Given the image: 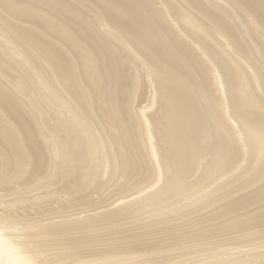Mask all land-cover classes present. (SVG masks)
I'll return each instance as SVG.
<instances>
[{"label":"bare ground","instance_id":"obj_1","mask_svg":"<svg viewBox=\"0 0 264 264\" xmlns=\"http://www.w3.org/2000/svg\"><path fill=\"white\" fill-rule=\"evenodd\" d=\"M261 178L264 0H0V264H264Z\"/></svg>","mask_w":264,"mask_h":264},{"label":"rangeland","instance_id":"obj_2","mask_svg":"<svg viewBox=\"0 0 264 264\" xmlns=\"http://www.w3.org/2000/svg\"><path fill=\"white\" fill-rule=\"evenodd\" d=\"M15 21H16V20H15ZM17 22H18V20H17ZM20 22H21V21H19V23H20ZM22 23H25V22H21L20 24H22ZM26 23H27V22H26ZM26 23H25V24H26ZM29 24H30V23H27L26 25L23 24V25H24V26H28V27L33 25V24H30V25H29ZM32 27H33V28H32ZM32 27H30V28H32L33 30H36V31H38V32L40 31V30L37 28V26H34V25H33ZM262 178H263V177H262ZM262 178H261L258 182H256L257 184H256V183L254 184L255 186H254V185H251V186H249L250 188H249V187L246 188V191H245V190H241L242 192L239 191L238 194L241 193V194H239V195H242V194H245V193H247V192L253 190V188H255V187L258 186L261 182H263L264 179H262ZM259 182H260V183H259ZM258 183H259V184H258ZM251 188H252V189H251ZM244 189H245V188H244ZM243 191H245V192H243ZM238 194L236 193V195H238ZM93 195H94V196H93ZM92 196L95 197V194L92 193ZM65 197H66V198H65ZM58 198H60V199H58ZM61 198H62L64 201H67V203L64 202L63 200H61ZM70 200H71V199H70L69 197H67L66 194H64V195H63V194H60V195L57 197V200H55L56 202L53 201V203H52V201H51L49 204L46 203L47 206L41 204L40 202H39V203L36 202V203L38 204V206H40V207H38V206L36 205V203H34L33 205H32V204H31V205H30V204H27L25 208L23 207V209H25V211L29 212L30 214H33V211H35V210L38 211V209H39V212H41V207L43 208V206H45L46 208H48L49 206H52L51 208H53V206H54V209H56V208H57V207H56V204H59V205L61 206V204L63 205V204L65 203L64 205L68 207V205H66V204H69V203H70ZM58 201H59V203H58ZM62 201H63V202H62ZM71 202H72V201H71ZM55 203H56V204H55ZM262 203H264V201H263ZM262 203L259 202V203L255 204V205H256L255 208H256V209L259 208V207L261 206ZM44 204H45V203H44ZM106 204H107V203H106ZM258 204H260V206L257 207ZM99 205H100V206H99ZM99 205H96V206H94V207H91V208H92L91 210H94L93 208H99V207H102V206H104L105 204H102V205L99 204ZM27 206H29V208H27ZM37 207H38V208H37ZM45 207H44V208H45ZM20 208L22 209V207H19V208H18L19 210H18L17 208H15V207H12V209H11L12 211H10L9 208H3V210H4L5 212H6V210H7V212H13V211H17V212L19 211V212H20V211H21ZM36 208H37V209H36ZM46 208H45V209H46ZM211 208H212V207H211ZM211 208H207V209H205V210H203V211H201V212H197V213H201V214H199V216H200V215H202L203 213L205 214L206 211H207V210H210ZM255 208H254V207H253V208H252V207H250V208L248 207V208H246V209H247L248 213H251ZM16 209H17V210H16ZM31 209H32V210H31ZM33 209H34V210H33ZM87 209H90V208H87ZM246 209H244V210H246ZM3 210L0 209V212L3 211ZM64 210L67 211V210H69V209H64ZM242 212H245V211H241V212H238V213H242ZM20 213H21V212H20ZM51 213H52V212H51ZM51 213H47V217H45V214H46V213H45V214H44V217H41V219H42V218H43V219L48 218V217H49L48 214H51ZM197 213H196V215L193 214V215H191V216H195V218H196V216L199 217ZM0 214H2V212H1ZM39 214H41V213H39ZM41 216H43V215L41 214ZM188 218H194V217H188ZM188 218L186 217V218H184V219H188ZM182 221H184V220L182 219V220H180V221H178V222L180 223V222H182ZM184 222H185V221H184ZM263 245H264V244H262V246H261V249H262V250L264 249V248H263V247H264ZM258 250H259V249H258ZM237 251H238V250H237ZM254 251H257V250H254Z\"/></svg>","mask_w":264,"mask_h":264}]
</instances>
